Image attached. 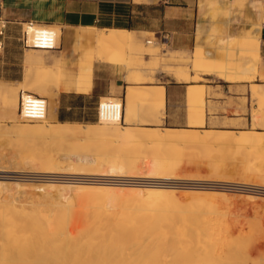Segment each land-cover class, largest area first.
<instances>
[{"label": "bare ground", "instance_id": "obj_1", "mask_svg": "<svg viewBox=\"0 0 264 264\" xmlns=\"http://www.w3.org/2000/svg\"><path fill=\"white\" fill-rule=\"evenodd\" d=\"M24 26L29 31L37 28L35 25L29 26L25 24ZM49 28L55 32L56 45L58 46L61 36L60 29L57 26H49ZM90 31L97 34L95 38L96 57L100 60L107 61L116 58V56L113 57L115 52L109 53V49H128L127 33L124 31H107V33L95 29ZM238 41L239 39L233 38L222 44L232 47V45L238 44ZM193 58L194 63L191 71L195 75L187 76L185 78L186 81L195 79L196 75L200 73L202 75L216 74L224 77V81L234 82L236 78L246 75L251 70L248 69L249 60L247 67L243 64V60L241 65H245L244 69L239 67L241 70L238 69L233 75L227 74L228 67L226 66L227 64L225 65L227 61L223 59L208 57L203 51H199ZM114 61L116 62V60ZM244 63L247 64V61ZM26 80L30 81L32 85L34 82L37 83L30 75L27 76ZM21 84L23 85L24 83ZM58 88V86L55 87L56 93ZM261 88L258 84L250 86L251 99H256L263 93L264 89L262 90ZM140 90L146 94L149 101L159 107L160 118H163L164 88L162 87L147 90L137 89L133 86L127 87L126 115L133 113V102ZM25 91L23 90L24 94L28 93ZM56 93L53 95H56ZM16 106L15 101L12 106L10 105V112L13 118H16ZM47 107L46 117L42 121L44 124L34 126L35 128L30 133L28 132L31 136L41 131L48 137L71 139V141L76 139L90 143L108 139L114 141V143H119L122 147L141 143L144 139H146L145 143L157 146L159 144H169L195 147L226 146V144H229V147L230 143H232L241 152L248 154L264 148V134L256 131H241L238 133L228 131L219 132L218 134L207 131L203 132L204 134L202 135H198L185 133L183 130L153 129L148 132L139 128H120L115 125L81 126L77 124H56L52 126L51 122L55 119L52 117L50 122V101ZM18 117L22 121L20 116ZM261 152H264V149ZM250 158L253 160L250 156L249 161L245 163L247 164V169L255 171V175L264 181V164H261L263 161L260 160L262 162L259 165L254 160V162L250 161ZM78 159L81 162V157H78ZM16 161L18 163V160ZM52 161L48 162L49 166L52 165ZM158 165L159 169L162 170L160 172L166 170L163 161ZM119 167L118 164H112L108 168L109 170L106 168L108 170L107 176H118L115 172L119 170ZM49 168L51 169V166ZM13 170L9 171L13 172ZM16 171L14 172L16 173ZM73 174L75 175V172ZM92 174L94 175V173ZM158 174L160 175V173ZM98 175L100 176V173L96 174V176ZM159 175L151 174V176H146L149 179L151 178L152 181L148 184H137L136 182L132 184L127 181H119L109 186L104 182H96V184L100 185H93L88 182L86 184L78 179H75L74 182L70 180L72 182L70 186H49L48 184H43V189L41 187L40 190H45V197L49 200L47 208L41 205L38 206L36 202H31L32 200L29 203L26 202L29 206L21 205V203H18V199L20 200L19 195L24 187H19L17 182L11 183V185L8 182L7 184L0 182V216L3 219V224L0 227V264H176L179 263L180 258L185 253H187V256H191L199 251L209 255V264H247V260H239L241 257L236 252L240 258L237 259L234 256L236 254H232L236 250L231 248L232 245L230 247L227 243L232 251L223 250V247L227 246L225 245L226 240H231L229 238H231L232 230L226 226L222 228V224L219 227L220 223H217V227L212 224V213H210L212 214L210 219H205L204 216L208 218L209 216L204 215L205 212H201L199 208L201 204L190 201L191 198L189 200L176 199L174 196L175 190L171 186L165 185V182L159 179L161 177ZM101 176L105 175L102 174ZM15 188L17 192L14 193ZM19 188L20 192L18 191ZM63 189L72 191L73 195L66 196L67 194L63 193L65 192ZM111 191L119 192L121 196H110L108 193H111ZM72 192H68V194H72ZM180 192L182 194L191 193ZM211 197L208 198L211 199ZM196 200L198 199L196 198ZM69 226L70 228L68 229ZM239 234L245 238V234L241 230ZM251 237L250 239L252 240L253 237ZM241 238L243 237L241 236ZM246 239L249 240V238ZM236 240H233L235 244H239ZM251 245L249 246L251 247ZM239 246L241 245L239 244ZM242 247L241 249H243ZM245 247V250L249 248ZM208 248H212V251ZM239 253L241 254L240 251ZM246 254L245 257L247 256ZM258 260L255 261L256 263L253 261V264H264V259ZM188 264L191 263L188 262Z\"/></svg>", "mask_w": 264, "mask_h": 264}, {"label": "rangeland", "instance_id": "obj_2", "mask_svg": "<svg viewBox=\"0 0 264 264\" xmlns=\"http://www.w3.org/2000/svg\"><path fill=\"white\" fill-rule=\"evenodd\" d=\"M208 9L211 11V16L208 18V20L213 24L210 43L212 44V47L215 48L217 53L216 55L218 56L214 58H220L224 61H227L225 62V65L227 64L226 66L228 67L227 74H233L238 71V69L241 70L242 67L244 69L245 65L247 67L249 60L248 69L251 70L249 72L247 70V76H239V78H236L234 81H248L251 82V85L264 84V59L261 60L258 52V37L255 34H247L245 36L238 37L223 35L226 26H228L231 21L236 22L237 18L238 21H246L251 23L252 27L255 28L254 31L257 32L259 30V26L256 24L261 25V16L264 14V0H221L219 3L214 2L209 4ZM233 38L239 39L238 44H234L232 47L224 46L222 44L223 42H228ZM108 51L109 53L115 52V55L112 56H116L117 59L115 58L114 60H116V62L123 63L127 69H158L157 71H167L171 74H173L172 70H178L183 71L186 75H190V73L195 75V73L191 71L192 65L194 63L193 56L202 50L197 47L194 51H192L190 62L188 60L189 63L184 70L173 67L164 68L161 63V59L156 62L152 58L149 59L150 63L143 66L144 63L142 61V57L131 56L128 54V49L126 48H118L113 50L109 49ZM235 58L237 59L236 61ZM114 60L110 61L113 62ZM242 61L243 64H245L243 66L241 65ZM246 61L247 64L244 63ZM250 63L254 65H250ZM200 75L202 74L199 73L196 75L197 77L193 79V82H200ZM213 75L217 80L224 81V77H220L216 74ZM36 81L37 83L34 82L32 85L30 81L25 80L23 85L19 84V86L13 89L15 93L13 99L5 98L1 101L2 106L4 107V113L0 115V182H4L6 184L8 182L10 185L11 183L14 184L17 182L19 187L23 186L25 188L24 189L22 187V192H20V188L18 190L20 192V200L18 199V203H21V205L23 204V206H29L26 204V202L29 203L32 200L31 202H36L38 206L41 205L44 208L49 205V200L45 197V190H40L43 184H48L49 186H70L72 182L75 181V179L85 183H92L93 185H100L96 184V182H104L109 186L119 181H127L132 184H135L134 182L137 184H148L152 181L151 178L149 179L146 176H151V174L159 175L158 173H160L159 176L161 177L159 179L163 180L165 185L169 187L171 186L172 189L175 190L174 196L176 199L181 198L189 200L191 198L190 201L199 203L201 206H203L199 207L201 212H205L204 215L209 216V218L204 216L205 219H210V216L213 214V216H211L212 224L216 225L217 227V223H220L219 227H221L222 224V228L226 226L232 230V235L229 239H231L232 243L234 244L231 243V240L229 241L227 239L225 243L227 246H224L225 248L223 247V250L228 249L232 251L231 248H233V250L235 248L236 250L233 251L232 254L234 255L236 252L241 258L237 256L236 253L234 256L237 259L240 258L239 260L241 261L247 260V264H253L255 261H259L258 259H264V181L255 175V171L248 170L247 164H245L247 161H249L248 159L250 156L253 158L256 164H259L262 161L264 162V152H261L264 148H262L260 151L248 154L241 152L240 149H238L237 146L232 143H230L231 147H228L229 144H226V146L219 145L195 147H183L169 144H159L157 146L145 143L146 139H144L141 143H135L131 146L129 145L122 147V145L119 143H114V141L108 139H102L100 141L90 143L76 139H72L71 141V139L69 140L48 137V135H44V133L41 131L31 136L29 133L35 128L34 126L42 125L44 122L24 123L23 121H20V119H18V96L20 91L23 92V90H26L25 92L30 94L35 93L40 97L47 98L48 94L46 89L40 87L41 85H46L45 78H39L38 80L36 79ZM57 82L58 81H56V84ZM49 85L52 84L49 83ZM260 86L263 90L264 86ZM263 94L264 91L259 96L260 98H250V100L246 99L244 101L246 103L248 102L250 125H238V123H230L226 119H223L219 122H210V125H188V127H185L183 131L185 133L198 135H202L207 131L213 132L215 134L228 131H233L236 133L241 131H256L260 134H264ZM207 95L209 98V113H212L213 111L211 109V98L225 99V102L222 103L220 108L222 113L225 112V108L230 105L228 102L229 100L227 99V93L223 94L222 92H214L209 90ZM104 100L105 99L102 101ZM14 101L17 104L15 111L16 118H13L10 112V105L12 106ZM135 102L136 103L133 106L134 118L139 114L146 115L148 111H150L153 113L157 123H159V120L162 119L160 118L161 114L159 113V107H157L156 104H153V102L149 101L146 97V94L142 90H140L138 93ZM189 108L190 107L188 105L189 113H193L194 111L195 113L197 112L198 114L201 113L203 115L205 102L203 104V108H201V106H198L195 110L192 107L190 109ZM98 123L99 120L97 118V121L94 124ZM112 124L118 125L120 128L129 127L121 125V122ZM55 125L56 124H53L52 126ZM191 126H195L196 128L191 129ZM166 128L167 127L165 125H155L153 127L139 129H143L142 131L151 132L153 129L168 130ZM78 157H81V162L83 164L79 162ZM15 159L18 160V163ZM51 160L53 161L52 165H50V169L48 162H51ZM253 160L250 158V161ZM35 161L38 162L35 163ZM161 161H163L164 168H166V170L163 172H160L162 170L159 169L158 165L161 163ZM263 162L261 164H264ZM112 164H118V166H120L119 170L115 172V174H117L119 177L107 176L109 170L108 168H110ZM2 167L4 168L2 169ZM12 168L18 170L16 171ZM9 170H13V172ZM14 171H16V173ZM21 171L25 172L22 173ZM72 172H75V175ZM92 173H94V175ZM95 173H100V176H96ZM102 174L105 176H101ZM24 190L25 193L23 194ZM64 190L65 192L63 193L65 195L67 194L66 196L73 195L72 191L63 189V191ZM67 191L69 193L72 192V194H68ZM180 191L191 193H183V195ZM13 192H17V189L15 188ZM28 192L30 193L28 194ZM108 194L110 196H121V194L116 191H111V193ZM210 196H212L211 199L208 198ZM195 197L198 200H196ZM42 204H45V206ZM2 224L3 219L0 216V227ZM69 228L70 226L68 229ZM240 230L243 232V234H245V238L243 235L239 234ZM241 236L243 238H241ZM238 238H241L242 240L240 239V241H238ZM246 238H249V240ZM233 240L238 241L239 244L243 246V249H241L239 244H235ZM227 243L230 247L232 245V247L230 248ZM250 244H252L251 247L249 246ZM245 246L249 248H246ZM208 249L212 251V248ZM245 252L248 253L246 254ZM245 254L247 255L246 257ZM193 255L187 256V253H185L180 258L179 263L176 264H188V262L191 264H209L210 262L209 255H205L203 252H195Z\"/></svg>", "mask_w": 264, "mask_h": 264}, {"label": "crops", "instance_id": "obj_3", "mask_svg": "<svg viewBox=\"0 0 264 264\" xmlns=\"http://www.w3.org/2000/svg\"><path fill=\"white\" fill-rule=\"evenodd\" d=\"M219 1L0 0V28L4 26L0 36V115L4 113L1 101L13 99V89L25 83L30 75L34 80L45 78L46 85L40 87L47 91V105L50 100V122L52 117L55 119L51 124L114 125L112 123L121 122V125L132 128L165 125L168 130H183L188 125H210V122L226 119L230 123L250 125L248 102L244 101L251 98V82L219 81L209 74L200 75L201 81L195 83L193 80L186 81L189 75L183 71L172 70L171 74L158 69H127L123 63L96 57L97 34L91 29L106 33L126 32L128 54L142 57L143 66L152 58L156 62L161 59L164 68L184 70L197 47L214 58L217 53L210 43L213 24L208 20L211 16L208 5ZM261 19V25L256 24L259 26L257 32L251 23L238 21L237 18L236 22L231 21L226 26L223 35L238 37L255 34L263 60L264 14ZM26 23L59 27L58 49L52 52L25 49L21 36ZM190 75L193 76L192 73ZM129 86L143 90L164 88V116L159 123L150 111L135 118L133 113L126 115ZM209 90L228 94L230 105L225 112L220 111L225 99L211 98L213 111L209 113ZM54 91L56 95H53ZM103 99H116L117 103L122 101L124 112L121 121L100 119L98 124H94L98 103ZM204 102L203 115L194 111L189 113L188 105L195 110L198 106L203 108ZM195 128L191 126V129Z\"/></svg>", "mask_w": 264, "mask_h": 264}, {"label": "built area", "instance_id": "obj_4", "mask_svg": "<svg viewBox=\"0 0 264 264\" xmlns=\"http://www.w3.org/2000/svg\"><path fill=\"white\" fill-rule=\"evenodd\" d=\"M27 25H35L26 23ZM25 24L22 27L21 42L25 49H33L39 51H55L58 49L56 45V34L49 26L35 25L37 28L33 31L26 29ZM3 28H0V36L3 35ZM116 99H105L100 101L97 106V118L107 122L122 120L124 112L122 101L117 103ZM47 100L38 95L29 94L20 91L18 96V111L21 120L24 123L42 122L47 114Z\"/></svg>", "mask_w": 264, "mask_h": 264}]
</instances>
